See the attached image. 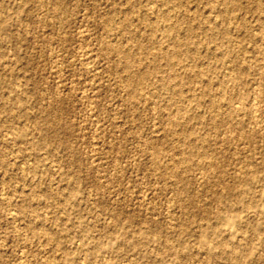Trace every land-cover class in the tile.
<instances>
[{"label":"rangeland","instance_id":"rangeland-1","mask_svg":"<svg viewBox=\"0 0 264 264\" xmlns=\"http://www.w3.org/2000/svg\"><path fill=\"white\" fill-rule=\"evenodd\" d=\"M81 262L264 264V0H0V264Z\"/></svg>","mask_w":264,"mask_h":264},{"label":"bare ground","instance_id":"bare-ground-1","mask_svg":"<svg viewBox=\"0 0 264 264\" xmlns=\"http://www.w3.org/2000/svg\"><path fill=\"white\" fill-rule=\"evenodd\" d=\"M255 1H257V0H255ZM252 2V1H251ZM259 2V1H258ZM254 4V3H253ZM104 20V19H103ZM175 25V24H174ZM165 26V25H164ZM173 27V26H172ZM171 26H169V25H167V27L165 28V32L167 33V34H169L170 33V30H171V28H172ZM182 29V28H181ZM184 29V28H183ZM116 36V35H115ZM169 37H172L171 36V34H169ZM171 39V38H170ZM172 42V41H171ZM177 42H179V40L178 41H174V42H172L171 43V45H169V46H167V47H161V46H159L158 48H157V51H159V52H161V53H164V55L166 54H171V53H173V54H175L176 56H179L180 55V53H181V51H180V45L177 43ZM181 43V42H180ZM157 47V46H156ZM155 47V48H156ZM154 49V48H153ZM152 49V50H153ZM88 51V50H87ZM84 54V53H83ZM122 57H123V68H129V65L132 63V59H131V56L129 55V53H127V52H123L122 53ZM90 56V55H89ZM171 56H172V54H171ZM170 56V57H171ZM82 57V56H81ZM94 58V57H93ZM95 59H96V57H95ZM94 59V60H95ZM89 61V60H88ZM141 61V60H140ZM168 61V60H167ZM170 61H168V63H169ZM95 64H96V62H94ZM86 64V63H85ZM94 64V65H95ZM140 64V66L136 69V72H138L137 74H136V76H135V78H133V79H131V77L133 76V75H126V76H124L125 77V80L127 81V83L129 84V87L131 88V90H133L134 92H137V91H139L140 89H141V86H142V79H143V74L145 73V72H142V63H139ZM240 64V63H239ZM85 66V65H84ZM239 66V65H238ZM256 66V65H255ZM92 67H93V65H92ZM248 67H250V66H248ZM247 67V68H248ZM87 68V67H86ZM240 67H238V69H239ZM259 68V67H258ZM128 70V69H127ZM145 70V69H144ZM240 70V69H239ZM241 70H242V68H241ZM240 70V71H241ZM244 70V69H243ZM243 72V71H242ZM188 73V72H187ZM190 74V73H189ZM176 81V80H175ZM177 82V81H176ZM178 82H180V81H178ZM222 84V83H221ZM208 85V84H207ZM176 86H178V83H175L174 85H173V87H176ZM178 88V87H177ZM185 88V87H184ZM178 90V89H177ZM208 92V91H207ZM209 93V92H208ZM205 94V93H204ZM217 97V96H216ZM216 97H215V99H216ZM182 98V97H181ZM218 100V99H217ZM217 100H215V102H217ZM210 101H212V98H211V100ZM170 102V101H169ZM172 102V101H171ZM215 102L213 101V104H215ZM218 104H220L219 102H217ZM221 104H222V102H221ZM216 105V104H215ZM227 106V105H226ZM213 108H214V106H212ZM217 107H219V106H217ZM190 110V109H189ZM219 110H221V108L219 109ZM227 111H228V109H227ZM233 112V113H236L237 114V109L236 108H234V109H232V110H229L228 111V113L229 112ZM185 112V111H184ZM190 112H191V110H190ZM216 112L218 113V111L216 110ZM186 114H187V110H186ZM185 114V115H186ZM197 114V113H196ZM184 115V116H185ZM191 115V114H190ZM199 115V114H198ZM217 115V114H216ZM220 115V114H219ZM234 115V114H233ZM189 116V115H188ZM186 117H187V115H186ZM198 117V116H197ZM189 118V117H188ZM169 119V118H168ZM226 119V118H225ZM186 120V119H185ZM184 121V120H183ZM223 121V120H222ZM226 121V120H225ZM227 121H228V119H227ZM172 123H173V121H172ZM176 123V122H175ZM220 123H221V121H220ZM224 123V122H223ZM240 123V122H239ZM171 124V123H170ZM180 124V123H179ZM227 124V123H226ZM225 124V125H226ZM228 125H229V123H228ZM221 126V125H220ZM231 127V126H230ZM239 130V129H238ZM173 131V130H172ZM242 131V130H241ZM235 134V133H234ZM236 136V135H235ZM237 139V138H236ZM238 140V139H237ZM184 141V140H183ZM190 141V140H189ZM235 141V140H234ZM191 144H192V142H191ZM187 145V144H186ZM189 158V157H188ZM213 167V166H212ZM215 167V166H214ZM213 167V168H214ZM245 170V169H244ZM238 172V171H237ZM241 172V171H240ZM244 172H246V171H244ZM250 172V171H249ZM244 175H246V174H244ZM241 179V178H240ZM20 209V208H19ZM21 209H23L22 207H21ZM20 211V210H19ZM23 211H24V209H23ZM14 214V213H13ZM14 216V215H13ZM12 219V218H11ZM236 220H234L233 221V223L235 222ZM38 222H36V220H34V221H32L30 224H34V225H36ZM33 226V225H32ZM224 226L226 227V226H228V227H231V225H230V223H226V224H224ZM18 227H19V225H18ZM34 227V226H33ZM37 229V228H36ZM35 229V230H36ZM32 230H33V228H32ZM40 235V234H39ZM43 236V235H42ZM202 240V242H205V239H201ZM43 243V242H42ZM222 245H225V243H222ZM42 246V245H41ZM85 263V262H84ZM55 264V263H54ZM81 264H82V262H81Z\"/></svg>","mask_w":264,"mask_h":264}]
</instances>
